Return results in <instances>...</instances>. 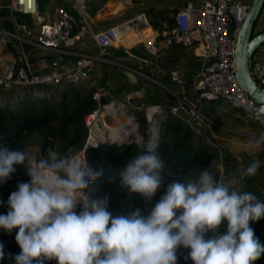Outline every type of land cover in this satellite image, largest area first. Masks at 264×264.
Returning <instances> with one entry per match:
<instances>
[{
	"label": "clouds",
	"instance_id": "1",
	"mask_svg": "<svg viewBox=\"0 0 264 264\" xmlns=\"http://www.w3.org/2000/svg\"><path fill=\"white\" fill-rule=\"evenodd\" d=\"M261 145L264 133L252 138L251 147ZM21 164H27L31 180L18 183L7 201L9 211L0 214V228L8 233L18 228L15 264H177L180 246L190 249L194 264H254L264 255L250 226L264 218V202L206 170L196 180L168 183L146 216L138 208L113 216L107 195L90 198L86 191L102 175L86 158L49 150L46 159L35 161L26 151L0 147V184ZM260 166L255 160L241 175L255 176ZM164 168L157 152L148 151L119 171L121 185L151 202L163 186ZM4 258L0 243V261Z\"/></svg>",
	"mask_w": 264,
	"mask_h": 264
},
{
	"label": "built area",
	"instance_id": "2",
	"mask_svg": "<svg viewBox=\"0 0 264 264\" xmlns=\"http://www.w3.org/2000/svg\"><path fill=\"white\" fill-rule=\"evenodd\" d=\"M84 1L71 0L72 7L80 14L81 24L75 33H72L75 19L62 5L53 6L47 19L39 23L34 34L28 38L18 33V28L26 27L25 24L14 23V31L0 29L1 44L3 46L15 45L19 51L17 59L0 63L1 90L17 95L24 88L39 93L47 91L48 85L57 86L62 82L84 83L98 62L110 61L107 55L112 47L123 50L142 43L150 54H158L159 47L155 37L151 31L145 29V25L141 27L137 25L132 29L124 30L122 23H119L96 31L92 30L83 13ZM121 1L124 4L133 2V0ZM249 1L203 0L200 4L188 2L178 8L174 14V25L171 29L174 40L193 47L195 54L202 59V68L192 84L193 98L189 99L186 96L184 80L177 70H171L169 74L171 80L179 86L178 90L173 91L164 87L174 97L173 102L133 103L132 99L144 95L142 87L131 89L120 98L110 93L107 87L99 85L91 93L96 101V107L84 117L86 126L84 147H94L104 140H113L117 144L126 143L131 135L134 140L130 142L135 141L139 144L138 142L142 141V143L148 142V145H152L168 113L182 116L194 132L210 142L201 128L204 118L203 100L222 99L242 112L250 121L264 128V103L257 102L239 85L234 72L235 39L247 14ZM14 6L21 13L30 16H36L38 13L37 0H14ZM85 34L93 39L96 51H69L76 55L72 64L63 63L58 67H52L46 55L74 45ZM168 41L170 42L169 38ZM121 66L144 79L156 82L150 74L138 67L127 66L123 63ZM249 71L258 85L264 87V42L252 53ZM38 85L43 87L37 88ZM3 104L0 100V105ZM108 105H112L116 111L109 109ZM105 112L112 116L120 114L118 116L122 120L113 127L115 134L118 133L119 137L122 134L125 135L123 139H112L109 136L110 128ZM138 115L147 121L144 132H142V124ZM120 124L122 129L119 132L116 127ZM74 154L81 159L86 158L84 149ZM87 163L95 170L88 161ZM221 173L222 170L219 171L217 180H221Z\"/></svg>",
	"mask_w": 264,
	"mask_h": 264
},
{
	"label": "trees",
	"instance_id": "3",
	"mask_svg": "<svg viewBox=\"0 0 264 264\" xmlns=\"http://www.w3.org/2000/svg\"><path fill=\"white\" fill-rule=\"evenodd\" d=\"M68 10L74 19L78 21L76 10ZM8 14L9 8L0 9V16ZM145 14L149 23L157 30L158 38H166V34L162 35L164 28L158 22V16L165 18L169 24L173 20V18H169V11L166 8L151 5L147 8V13L145 12ZM12 15L14 18L10 17L14 22H17L16 24L33 26V19L27 14L12 10ZM5 21L7 26L11 27V20L7 18ZM79 26L80 23H76L72 29V33H75L79 29ZM172 27L173 25L169 27L168 35L172 32ZM263 29H258L257 31H253V33L260 32ZM169 44L178 45L179 47L185 46V44L177 42L174 39ZM46 56L51 64H53L55 54L49 53ZM195 62L196 64L192 68L196 67L199 69L200 67V71L202 59L199 57ZM100 67L101 74H97L95 69L91 70L90 76L84 83L62 82L57 86H51L52 89H48V87L50 88L48 86L47 91L39 93H34L32 90L24 88L25 93L23 97L16 99L11 98L10 91L0 89L1 94L4 93L8 96L5 104L0 105V147L26 152L31 147H36L33 157L35 161L46 159L49 150L57 151L61 155H71L75 150L84 149L89 164L94 167L95 171L102 172L101 177L92 183L90 189L86 191L90 198L107 195L108 210L113 216L127 215L136 206H140L139 209L142 215H148L145 208H141L143 198L138 193H129L124 189L119 176V171L130 160L148 151H156L165 162L163 186L158 189L154 197L163 195L168 183L171 181L188 182L196 180L199 178L201 172L205 170L217 179L219 169L217 170L215 167V159L218 156L216 149L202 143L198 139L193 141L192 139L196 135L187 125L185 119L182 116L171 113H168L167 118L164 119V125L158 133V139L152 145L140 147L135 142L115 144L106 141L99 143L97 147H84L86 138L84 117L96 107V101L91 96L92 91L96 89V85L91 84V82L98 80V84L104 85L110 90L107 81L112 80L111 84H113V88L110 91L122 97L124 93L131 90V85L127 83L125 75L117 65L103 63ZM189 74L190 71L186 73L188 77ZM169 76L168 79H170ZM168 79L163 80V83L169 84L167 82ZM87 83H89V86H86ZM150 83L153 92L151 90L145 91L143 96L132 99L133 103L141 101L147 103L174 101V97L161 89L157 83L154 81H150ZM84 90L87 92L84 93ZM138 119L142 124L143 131L147 121L141 118L140 115H138ZM222 161L225 164L224 161L228 162V159L224 157ZM15 167L17 171L11 174V179L0 184V214L6 215L9 211L7 201L10 194L18 190V183L29 182L31 180V177L28 175L27 164L15 165ZM224 172L223 170L221 181L224 180ZM243 190V192L253 193L258 200L264 202V194L263 197H260V191L247 187ZM129 194L132 195L129 196ZM116 202L126 208L121 210ZM80 208L81 206L78 205L76 211L79 212ZM250 226L255 230V234L260 237V242L264 244V218L255 222L250 221ZM224 230V226H222L221 231ZM17 232L18 228H14L11 233L0 228V243L4 245L5 252V258L3 261H0V264H15L14 257L21 251L15 240ZM210 237L211 233L208 234V238ZM189 252V248L180 246L176 251L177 264H194L189 257ZM45 264H57V261H46ZM254 264H264V255L256 260Z\"/></svg>",
	"mask_w": 264,
	"mask_h": 264
},
{
	"label": "crops",
	"instance_id": "4",
	"mask_svg": "<svg viewBox=\"0 0 264 264\" xmlns=\"http://www.w3.org/2000/svg\"><path fill=\"white\" fill-rule=\"evenodd\" d=\"M202 1L203 0H133L131 4H124L121 0H85L83 13L92 30L96 31L98 29L119 23H122V28L124 30L132 29L137 25L140 27L148 25L150 27L149 31H151L154 35L156 44L159 47L157 55H152L146 51L142 43L132 45L124 48L123 50L117 47H112L110 48L111 51L107 55L110 61H100L94 67L97 74L100 73L99 68H101L100 66L103 63L117 65L124 74V70L128 69L121 66V63H123L127 66L142 69L156 80L155 83L162 87H167L173 91H177L179 86L172 81L171 78L168 79L169 72L171 70H177L184 80V90L186 96L189 99H192L194 96L192 95V84L197 72H199L200 69V67L199 69L196 67L193 69L192 67L196 64L195 61L198 60L199 57H196L197 55L195 54L193 47L189 45L179 47L178 45L175 46L168 43V38L171 41L174 39V36L172 32L169 35L167 34L170 26L166 22L165 18H161L159 16L158 22L161 23V26L164 28L162 35L166 34V38H158V32L149 23L145 12L147 13V8L151 5H156L159 8H169L174 6L178 9L188 2L200 4ZM37 4V15L30 16L27 14L32 17L33 26L29 27L26 25V27L18 28V33L25 38L34 34L38 24L47 19L53 6L62 5L67 9H74L72 7L71 0H37ZM6 7L9 8V14L0 16V29L14 31V23H17L11 19V17H13L12 10H17L14 6V0H0V9ZM77 14L78 21H75L74 26L76 23H80V14L78 12ZM7 18L11 20V27L6 24L5 20ZM262 18L264 22V15H262ZM85 38H88L89 40L86 41H89L90 43H84ZM82 50L90 52L96 51L93 39L88 34L79 38L74 45L62 48L60 51L53 52L55 54V59L52 62L54 64H52V67H58L63 63L72 64L76 55L71 54L69 51ZM18 56L19 51L15 45L8 44L3 46L0 42V63L17 59ZM189 71L190 74L188 77L186 73ZM125 77L127 83L131 85V89L142 87L144 89V93L149 90L153 92L151 87L152 85L148 79H144L136 74L137 81L132 82L128 80L126 75ZM166 78L168 79L167 82H169V84L163 83ZM108 81L113 82L112 80ZM99 85H96L95 87ZM126 93H124V95ZM4 95L5 94L3 93L2 98H0L2 103L6 102L3 98ZM117 97L122 98V96L118 95ZM202 110L204 118L202 120L201 128L208 136V140L210 142L205 141L196 132H193L195 133L196 138L202 143L210 145L216 149L220 161H222L224 157L228 159V162L224 161V167L226 168L224 172V180L227 179L231 181L232 188L238 191H244L243 189L247 187L260 191V197H263L264 145H261L259 148H254L251 147V143L253 137H257L261 133H264V128L257 123L250 121L242 112H239L222 99L214 101L203 100ZM255 160H259L261 164L258 173L251 177L242 176V170L246 169L248 165ZM220 170H222L221 167L219 168V171ZM229 170H231V173L228 175Z\"/></svg>",
	"mask_w": 264,
	"mask_h": 264
},
{
	"label": "water",
	"instance_id": "5",
	"mask_svg": "<svg viewBox=\"0 0 264 264\" xmlns=\"http://www.w3.org/2000/svg\"><path fill=\"white\" fill-rule=\"evenodd\" d=\"M263 7L264 0L249 1L247 14L236 35L234 51V72L236 80L253 99L260 103H264V87L258 85V83L251 77L249 63L254 50L264 42V29L260 32L253 33L254 23ZM124 74L128 77L129 81H137L134 72L124 70ZM157 137L154 139L153 144ZM106 141L111 143L115 142L113 140H104L103 142ZM146 144H148V142Z\"/></svg>",
	"mask_w": 264,
	"mask_h": 264
},
{
	"label": "rangeland",
	"instance_id": "6",
	"mask_svg": "<svg viewBox=\"0 0 264 264\" xmlns=\"http://www.w3.org/2000/svg\"><path fill=\"white\" fill-rule=\"evenodd\" d=\"M163 8H166V7H163ZM168 11H169V18L170 19H172L173 18V20H171L170 22L171 23H169L168 25L171 27L172 25H174V12H175V10H177L174 6H172V7H169V8H166ZM263 10V12L261 11V13L259 14V16H258V18L256 19V21H255V23H254V27H253V31H257L258 29H263L264 28V22H263V18H262V15H264V8L262 9ZM77 18V17H76ZM76 21V20H75ZM86 40H89L88 38H85V41H84V43H90L89 41H86ZM146 79V78H145ZM148 81H151V80H148ZM153 82V81H152ZM107 83L109 84L108 85V87L110 88V90H112L111 88H113V84H111L112 82L111 81H107ZM91 84H95V85H99L98 84V82L97 81H95V80H93L92 82H91ZM90 84V85H91ZM159 85V84H158ZM48 86H50V88L48 87V89H52V87H51V85H48ZM86 86H89V83H87L86 84ZM111 86V87H110ZM160 86V85H159ZM37 88H42L43 86L42 85H38V86H36ZM160 88L161 89H163V90H165V88L164 87H162V86H160ZM109 90V89H108ZM109 90V91H110ZM166 91V90H165ZM84 93H86L87 91L86 90H84L83 91ZM25 93V90L23 89V90H21L17 95H12L11 96V98L12 99H16V98H20V97H23V94ZM49 93V95H50V91L48 92ZM110 93H112L114 96H116L117 97V95L115 94V93H113L112 91H110ZM109 97V96H108ZM0 98H2V94L0 93ZM3 98H4V100H7V98H8V96L7 95H4L3 96ZM4 104H5V102H4ZM105 114H106V119H107V121H108V123H109V126L108 127H111L112 126V124L115 122V118H114V116H112V115H109L107 112H105ZM118 117V119L120 120L121 118L119 117V116H117ZM163 127V126H162ZM161 127V128H162ZM101 131H102V129H101ZM143 132V131H142ZM146 137H144V139H145ZM158 139V138H157ZM157 139H156V141H157ZM197 138L196 137H193V141L194 140H196ZM131 140H134L133 139V136L131 135L130 136V138L129 139H127L126 140V143H130V141ZM155 141V142H156ZM85 142V141H84ZM135 142V141H134ZM113 143H115L116 144V142H113ZM139 144V146L140 147H143L144 145H148V144H146V143H142V141H140V142H138ZM144 147H146V146H144ZM36 150V147L34 148V147H31V149L28 151V153L30 154V156L32 157V159H33V157H34V154H35V151ZM76 151H78V150H75V152ZM74 152V153H75ZM73 153V154H74ZM34 160V159H33ZM215 167H216V169L218 170L220 167H221V169L222 170H226V168L224 167V164H223V161H220V158H219V155L216 157V160H215ZM27 169H28V167H27ZM231 173V170H229V172H228V175ZM227 178H229V177H227ZM120 188V187H119ZM132 194H129V196H131ZM161 196L162 195H159L158 197L156 196V197H153V199L151 200V202H146L144 199H143V203H142V205H141V208H145V210L149 213L150 211H151V209L154 207V205H155V203H157L159 200H160V198H161ZM116 204H117V206H119L120 207V209L121 210H123V208H126V207H123V206H121L120 204H118V202H116ZM139 209L140 208V206H136V208H133L130 212H132V211H134L135 209Z\"/></svg>",
	"mask_w": 264,
	"mask_h": 264
},
{
	"label": "bare ground",
	"instance_id": "7",
	"mask_svg": "<svg viewBox=\"0 0 264 264\" xmlns=\"http://www.w3.org/2000/svg\"><path fill=\"white\" fill-rule=\"evenodd\" d=\"M145 29L147 30V31H149L150 30V27L148 26V25H146V27H145ZM109 109H111V110H114V111H116L115 109H113V106L112 105H108L107 106ZM118 115H120V114H115V116H114V118H115V122L112 124V126L111 127H109L110 128V137L112 138V139H118V140H120V139H123L124 137H125V135L124 134H122L120 137L118 136V133L117 134H115V130H114V127H113V125H117V123H120V121L122 120V118L119 120L118 119ZM125 121H126V119H125ZM102 129V128H101ZM116 129H118V131L120 132L121 131V129H122V126H121V124L120 125H118L117 127H116ZM101 132H103V129H102V131Z\"/></svg>",
	"mask_w": 264,
	"mask_h": 264
}]
</instances>
